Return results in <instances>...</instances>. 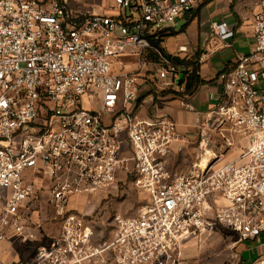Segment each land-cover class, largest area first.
Listing matches in <instances>:
<instances>
[{
  "label": "built area",
  "instance_id": "built-area-1",
  "mask_svg": "<svg viewBox=\"0 0 264 264\" xmlns=\"http://www.w3.org/2000/svg\"><path fill=\"white\" fill-rule=\"evenodd\" d=\"M204 1L113 0L114 12L99 14L75 0H0V264H23L3 257L5 243L33 248L29 264H178L188 239L219 225L238 244L264 234V0L254 49L221 75L223 92L200 126L206 149L188 173L169 167L183 138L177 121L139 111L148 80L153 99L184 92L180 74L191 69L151 38ZM211 30L222 40L234 35L225 21ZM127 54L134 70L117 67ZM209 127L228 147L238 138L246 148L218 166L210 153L202 166ZM128 181L146 202L135 216L116 215L104 239L71 201ZM47 193L53 227L43 240L33 216ZM251 264H264V253Z\"/></svg>",
  "mask_w": 264,
  "mask_h": 264
},
{
  "label": "rangeland",
  "instance_id": "rangeland-1",
  "mask_svg": "<svg viewBox=\"0 0 264 264\" xmlns=\"http://www.w3.org/2000/svg\"><path fill=\"white\" fill-rule=\"evenodd\" d=\"M80 6L92 7L91 9L99 14L113 13L114 10L113 0H75ZM188 23L187 18L178 20L174 26L176 33H173L166 39L167 48L171 53H178V46L180 44H186L189 46L190 51L188 53H179L182 56L194 53V45L198 39L197 21L194 20L188 26V30L184 31V27ZM222 51L217 53V56H221ZM118 68L124 67L126 70H134L136 64L134 56L127 54L120 58L117 64ZM214 128H208L207 138L210 139V143L207 149L211 151L210 162L218 165H222L228 160H231L235 156H238L245 148L246 143L243 140L235 138V144L228 147L225 140L213 130ZM183 136V141L176 147V151L172 154V165L178 166L184 171H190L193 163L198 161V158L204 152L206 148H200L201 137L196 132H187ZM185 139V140H184ZM184 146L183 151L178 152V148ZM214 152L217 156L224 153L223 158L216 159L213 155ZM175 157V158H174ZM147 195L142 193L134 184L130 181L124 183L119 182L115 185H111L104 191L89 195L79 196L71 201V205L76 208L77 211L86 213L88 218L94 225L97 234L104 239H108L110 236L112 222L116 215H122L124 217H132L137 215L140 208L146 202ZM50 194H41L39 196L40 209L36 212L38 223L33 226V230L38 235L43 237V240L47 239L49 231L53 227L50 223L53 210L49 203ZM19 251L22 253L24 247L25 257H20L17 260L23 264H29L32 262L34 254L30 251L33 249L22 244H17ZM261 249H264V244L258 241H245L238 244V236L236 233L230 231L222 225L217 226L214 229H209L197 236H193L183 245L182 255L178 264H232L235 260L234 254L236 252L243 255L247 264H251L254 259L258 257Z\"/></svg>",
  "mask_w": 264,
  "mask_h": 264
},
{
  "label": "crops",
  "instance_id": "crops-1",
  "mask_svg": "<svg viewBox=\"0 0 264 264\" xmlns=\"http://www.w3.org/2000/svg\"><path fill=\"white\" fill-rule=\"evenodd\" d=\"M260 7V0H206L200 3L192 13L185 17L188 19V23L184 31L188 30L191 22L194 20L197 21L198 39L194 45V53H189L185 56L179 54L183 53L179 51V46L186 44H180L178 46V53H171L165 43L169 36L164 39L163 46L168 53L174 56H180L186 59L197 56L198 60L201 59L198 73L206 83L201 85L193 95H185V97L179 98H172L169 95L153 99L151 93L154 91L155 82L148 80L147 84L149 87H147V92L139 104L140 114L156 116L162 113H168L177 121L178 131L181 137L185 136L184 134L187 132H196L199 134L200 126L202 127L205 124V120L208 118L207 114L216 105L218 98L223 92V83L220 77L224 73V70L231 69L240 55L249 54L254 49L256 43L254 20ZM224 21L228 23L229 28L234 32L233 37L226 40L215 36L211 30V24L213 22ZM186 46L189 52L190 48L188 45ZM221 51L222 55L217 56V53ZM260 86L264 89V80L260 82ZM181 99H187L191 106H193L194 111L185 109L181 104ZM195 112H199V116ZM182 141L183 139H180L174 144L172 154L175 153L176 147ZM183 147L178 148L179 153L183 151ZM169 167L177 175L188 173V171H184L178 166H173L172 157L169 161ZM33 217L35 222L38 223L36 212ZM35 234L40 237L37 232ZM249 241H258L264 244V234L259 240ZM19 248V246L13 247L5 243L2 248V255L9 261L25 257L23 252L24 247L22 248V253L19 251ZM30 251L33 252L34 249ZM261 253H264V249H261L258 256ZM241 256L244 259L243 255Z\"/></svg>",
  "mask_w": 264,
  "mask_h": 264
},
{
  "label": "trees",
  "instance_id": "trees-1",
  "mask_svg": "<svg viewBox=\"0 0 264 264\" xmlns=\"http://www.w3.org/2000/svg\"><path fill=\"white\" fill-rule=\"evenodd\" d=\"M187 16H188V14H187ZM189 18H191V17H189ZM173 33H176V31L174 30L173 27H170L168 29H165V30L159 32V34H160L159 39L151 38V41H152L153 45L156 46L159 49V51L165 57H167L170 61H172L173 64H176V65H179L182 67H186V68L189 67L191 70L186 71V73L188 75L186 76L185 79L181 80V82H180V85L184 86V88H185L184 92H179V91H176L174 89L162 90V91H160L159 94L154 92L156 99L158 97H165V96H169V95H171L172 98L185 97V95H193L201 85L206 83L205 80H203L201 78L200 74L198 73L199 72V61H198L197 56H194L191 59L181 58L180 56H174V55L168 53L167 50L164 48V46H163L164 39L168 36H171ZM234 66H235V64L232 66V68ZM231 69H229V70L225 69L224 73L229 72ZM143 98H144V96L140 99L139 104L142 102Z\"/></svg>",
  "mask_w": 264,
  "mask_h": 264
},
{
  "label": "bare ground",
  "instance_id": "bare-ground-1",
  "mask_svg": "<svg viewBox=\"0 0 264 264\" xmlns=\"http://www.w3.org/2000/svg\"><path fill=\"white\" fill-rule=\"evenodd\" d=\"M210 150L207 149V153L206 155H204L203 159H202V166H206L209 162V154H210Z\"/></svg>",
  "mask_w": 264,
  "mask_h": 264
},
{
  "label": "water",
  "instance_id": "water-1",
  "mask_svg": "<svg viewBox=\"0 0 264 264\" xmlns=\"http://www.w3.org/2000/svg\"><path fill=\"white\" fill-rule=\"evenodd\" d=\"M184 75H185L184 73H181V74H180V80L183 79ZM182 264H185V263H182Z\"/></svg>",
  "mask_w": 264,
  "mask_h": 264
}]
</instances>
